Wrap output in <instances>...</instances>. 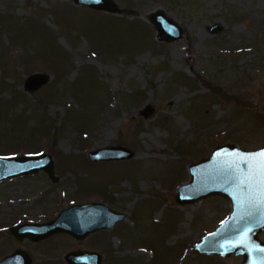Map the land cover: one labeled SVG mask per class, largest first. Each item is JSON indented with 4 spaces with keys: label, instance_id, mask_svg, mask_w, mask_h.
<instances>
[{
    "label": "rangeland",
    "instance_id": "1",
    "mask_svg": "<svg viewBox=\"0 0 264 264\" xmlns=\"http://www.w3.org/2000/svg\"><path fill=\"white\" fill-rule=\"evenodd\" d=\"M74 1L0 0V157L46 153L54 163L53 175L0 182V261L22 249L35 264H68L76 250L101 254L102 264H242L196 250L231 201L176 197L189 166L217 146H264V0H113L114 13ZM160 11L180 40L157 41L150 17ZM36 74L49 81L29 92ZM120 146L134 156L88 159ZM95 202L126 219L83 240L35 243L11 231Z\"/></svg>",
    "mask_w": 264,
    "mask_h": 264
},
{
    "label": "water",
    "instance_id": "2",
    "mask_svg": "<svg viewBox=\"0 0 264 264\" xmlns=\"http://www.w3.org/2000/svg\"><path fill=\"white\" fill-rule=\"evenodd\" d=\"M74 2L95 10L116 12L113 0H75ZM150 22L157 30L156 39L158 42L177 41L183 36V30L178 23L167 17L162 11L153 13ZM210 30L212 33H216L221 28L215 25ZM48 81L47 76L36 74L26 82V88L29 92H34L47 84ZM154 112V107L147 105L141 115L150 118L154 115ZM261 149H264V146L252 151L244 150L232 144L217 146L208 157L189 166L191 180L188 184L180 187L176 197L178 204L194 203L212 195H221L228 198L233 206L229 218L223 222L217 231L208 235L197 246L198 253L222 257L240 255L243 257L242 264H253V261H255V264H262L264 253L249 252L247 248L241 246L233 247L234 241L239 238L240 231L248 225L238 219L242 214V209L236 206L233 196L229 191H224L225 185L219 179L214 178L218 161L224 157L226 152L254 153ZM133 156L132 151L121 146L88 153V159L91 162L124 161L131 159ZM40 171H45L49 175L54 174V163L51 155L45 153L25 157H0V182L32 175ZM126 217L125 213L113 211L105 203L76 204L62 210L50 223L21 224L12 227L11 231L20 241L30 239L33 242H39L62 233L83 240L90 234L112 230L118 223L123 222ZM263 231L264 227L259 225L253 227L250 235L256 247H264V242L259 238L260 233ZM252 246V244H249V247ZM65 260L68 264H102L103 262L101 254L80 250L69 252L66 254ZM0 264H30V258L24 250L17 249L11 256L0 261Z\"/></svg>",
    "mask_w": 264,
    "mask_h": 264
},
{
    "label": "snow or ice",
    "instance_id": "3",
    "mask_svg": "<svg viewBox=\"0 0 264 264\" xmlns=\"http://www.w3.org/2000/svg\"><path fill=\"white\" fill-rule=\"evenodd\" d=\"M214 178L219 179L225 185L224 191L233 196L236 206L242 209L238 219L248 225L240 231L233 247L264 253V247H256L250 235L253 227H264V149L254 153L226 152L218 161Z\"/></svg>",
    "mask_w": 264,
    "mask_h": 264
},
{
    "label": "flooded vegetation",
    "instance_id": "4",
    "mask_svg": "<svg viewBox=\"0 0 264 264\" xmlns=\"http://www.w3.org/2000/svg\"><path fill=\"white\" fill-rule=\"evenodd\" d=\"M42 241V240H41ZM36 243V242H35ZM76 251H78V250H76ZM80 251H83V250H80ZM91 252V251H90ZM27 253V252H26ZM28 254V257L30 258V264H35L33 261H32V259H31V255L29 254V253H27ZM40 264H44V263H40ZM46 264V263H45Z\"/></svg>",
    "mask_w": 264,
    "mask_h": 264
},
{
    "label": "trees",
    "instance_id": "5",
    "mask_svg": "<svg viewBox=\"0 0 264 264\" xmlns=\"http://www.w3.org/2000/svg\"><path fill=\"white\" fill-rule=\"evenodd\" d=\"M209 87H211V85L209 84V83H207V82H205ZM214 90H216L215 88H213ZM217 91H219L220 93H222V95H224L223 94V92L221 91V90H217ZM16 98H18L17 96H16Z\"/></svg>",
    "mask_w": 264,
    "mask_h": 264
}]
</instances>
